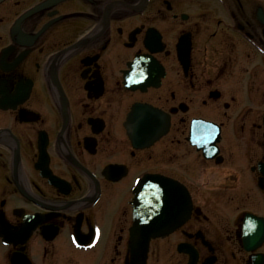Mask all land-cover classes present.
I'll return each mask as SVG.
<instances>
[{
	"label": "flooded vegetation",
	"instance_id": "af4514ba",
	"mask_svg": "<svg viewBox=\"0 0 264 264\" xmlns=\"http://www.w3.org/2000/svg\"><path fill=\"white\" fill-rule=\"evenodd\" d=\"M0 264H264V0H1Z\"/></svg>",
	"mask_w": 264,
	"mask_h": 264
},
{
	"label": "water",
	"instance_id": "95a60500",
	"mask_svg": "<svg viewBox=\"0 0 264 264\" xmlns=\"http://www.w3.org/2000/svg\"><path fill=\"white\" fill-rule=\"evenodd\" d=\"M156 181V179H154V180H149V179H146L144 182H149V183H151V182H155ZM155 191V190H154ZM156 206V201H155V199H153L152 200V202H150L149 203V207H155Z\"/></svg>",
	"mask_w": 264,
	"mask_h": 264
},
{
	"label": "bare ground",
	"instance_id": "6f19581e",
	"mask_svg": "<svg viewBox=\"0 0 264 264\" xmlns=\"http://www.w3.org/2000/svg\"><path fill=\"white\" fill-rule=\"evenodd\" d=\"M167 218L169 219V217L167 216Z\"/></svg>",
	"mask_w": 264,
	"mask_h": 264
}]
</instances>
